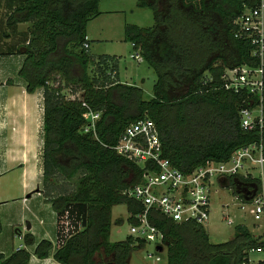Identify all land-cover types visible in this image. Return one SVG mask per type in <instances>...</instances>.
Returning a JSON list of instances; mask_svg holds the SVG:
<instances>
[{
  "label": "trees",
  "instance_id": "16d2710c",
  "mask_svg": "<svg viewBox=\"0 0 264 264\" xmlns=\"http://www.w3.org/2000/svg\"><path fill=\"white\" fill-rule=\"evenodd\" d=\"M100 1L0 0L10 10L6 24L12 32L18 24L29 25L15 36L20 46L0 54L22 55L18 79L27 93L42 92L40 192L56 224L55 246L26 233L24 248L0 253V264H28L27 248L34 245L37 258L51 256L60 264H128L130 252L146 243L130 236L110 242L111 209L125 205L129 224H135L142 206L125 193L143 169L113 148L139 120L155 124L162 157L184 174L207 162L225 163L252 144L262 145L264 157V130L241 128L240 112L254 107L255 95L228 90L224 80L226 71L257 66L251 40L237 37L235 24L255 0H137L138 8L151 11L153 26L124 25L123 38L155 74L149 100L140 88L110 80L118 70L114 57L95 58L84 48L87 25L101 14ZM52 73L74 85L70 92L79 98L66 99L60 87H51ZM88 111L99 119L85 133ZM261 185L241 175L225 184L242 201ZM148 221L163 235L166 264H248L247 253L262 245L241 225L231 241L214 245L195 223L176 224L157 211L149 212Z\"/></svg>",
  "mask_w": 264,
  "mask_h": 264
},
{
  "label": "built area",
  "instance_id": "2783aa9c",
  "mask_svg": "<svg viewBox=\"0 0 264 264\" xmlns=\"http://www.w3.org/2000/svg\"><path fill=\"white\" fill-rule=\"evenodd\" d=\"M255 2V7L244 9L235 24L237 37L251 40V56L257 59V66H242L226 71L224 76L226 89L235 93L246 90L256 97L254 107L240 112L241 128L245 131L264 130V0ZM84 48L88 49V44H84ZM134 58L141 60L139 56ZM83 117L88 123L86 133L88 129L94 128L99 114L88 111ZM113 151L143 169L140 181L125 193L142 206V211L133 218L135 224L131 225L130 237L143 240L146 244L155 243L156 247L162 248L163 235L148 221L150 211H157L176 224L191 222L204 229L209 222L212 193L225 189L221 181L236 175L248 177L252 173L247 170L259 167L261 172L257 179L262 183L261 190L247 194V200L243 201L251 205L249 214L255 221V227L262 229V233L255 237L260 239L262 245L247 253L248 264L250 252L264 253V157L261 144L236 150L225 163L207 162L191 173L184 174L162 157L155 124L149 119H142L125 128ZM225 220L228 225L233 224L228 215ZM155 260L159 261L160 258L156 257ZM260 262L264 264V259L253 264Z\"/></svg>",
  "mask_w": 264,
  "mask_h": 264
},
{
  "label": "rangeland",
  "instance_id": "374dc122",
  "mask_svg": "<svg viewBox=\"0 0 264 264\" xmlns=\"http://www.w3.org/2000/svg\"><path fill=\"white\" fill-rule=\"evenodd\" d=\"M98 9L101 14L90 21L86 28V38L89 41L87 53L95 58L104 55L115 57L117 60L114 59V61L118 62L117 75L112 74L110 80L112 81L118 77L121 84L140 88L143 92L144 100L151 99L152 87L156 80L155 74L142 60L134 58L135 56H139L138 52H134L131 44L124 42L123 38L124 25H135L140 28L152 27L153 19L151 11L138 8L137 0H101ZM9 14H11L10 10L5 9L3 3H0V42L1 40H5L6 37H3L5 34L9 35L10 38H14L12 28H9L6 24ZM28 26V24H19L17 28L18 31L23 33L22 31H26ZM6 61L10 60H1L0 68H2V65ZM11 61L16 64L15 58H12ZM110 63L109 67L115 65L114 62ZM5 68L10 70L12 67ZM20 68L21 65L16 72L17 77ZM8 78L14 79L11 75ZM49 85L51 87H60L62 95L66 99H71L72 97L79 98L78 94L72 95L70 92L74 88V85L65 82L63 77L58 73H52L49 76ZM248 171L252 173L250 175L251 178L257 179L261 169L256 167L246 172ZM262 172L264 177V164ZM245 175L249 174L246 173ZM221 184L225 186L226 181H221ZM224 188L220 192H213L211 196V213L209 222L204 228L209 242L218 245L231 241L234 236V229L239 225L246 227L254 237L260 235L262 229L255 227V221L249 214L251 205L235 197L229 186H225ZM240 207H244L245 209L241 210ZM52 212L51 207L46 206L42 198L37 196L32 197L26 205V209H23L20 203L5 206L0 213L3 229L0 241H3L2 247L5 248V252H11L13 247L17 248L19 245H23V241L18 236V231H22L25 223H35V217L37 220H42L46 229L51 230L50 232L54 234L52 241L55 246L56 233ZM23 215L26 218L21 227H18L15 224V220H19ZM226 215L233 222L232 225L227 224L225 220ZM128 216L125 205L112 207L110 242L124 241L130 236L131 225L127 220ZM11 223L13 225H9ZM149 255L151 257H148ZM156 257H159L160 260L156 261ZM259 259H264V253L250 252V264L255 263ZM128 264H166V249L163 247L161 252H157L155 243H147L144 247L130 252Z\"/></svg>",
  "mask_w": 264,
  "mask_h": 264
},
{
  "label": "crops",
  "instance_id": "0c3cea01",
  "mask_svg": "<svg viewBox=\"0 0 264 264\" xmlns=\"http://www.w3.org/2000/svg\"><path fill=\"white\" fill-rule=\"evenodd\" d=\"M17 26L16 32H13L14 38H10L8 35V38L1 40L0 53H5L6 48L8 49L12 45L20 46L15 38L17 34L21 33ZM12 58L16 59V64L12 63ZM1 60L10 61H6L0 68V213L8 204L20 203L21 207L26 209V205L32 197L42 198L40 192L42 176L40 157L43 118L42 92L27 93L24 84L16 76V72L22 64L23 56L18 53L0 54V62ZM5 67L12 68L7 70ZM9 75L13 76L14 79L8 78ZM7 81H11V84H8ZM43 203L51 207L44 201ZM52 215L53 223H55L54 212ZM0 218L2 219V216ZM25 218L24 215L21 216L19 220H15V224L21 227ZM34 219L35 223H25L22 231H18L19 238L22 240L23 235L30 233L34 236L36 243L41 240H48L53 244L52 237L54 234L50 232L51 230L46 229L42 220H37L36 217ZM9 225H13V223ZM28 227L29 229H27ZM54 227L56 233V224ZM2 243L3 241H0V253L4 256L24 248V245H19L17 248L13 247L11 252H5ZM34 246L27 248V251L30 252L28 264H60L51 256L43 259L37 258L33 254Z\"/></svg>",
  "mask_w": 264,
  "mask_h": 264
},
{
  "label": "water",
  "instance_id": "95a60500",
  "mask_svg": "<svg viewBox=\"0 0 264 264\" xmlns=\"http://www.w3.org/2000/svg\"><path fill=\"white\" fill-rule=\"evenodd\" d=\"M27 229H29V227H28ZM162 249H163V248H162L161 246L156 247V251H157V252H161Z\"/></svg>",
  "mask_w": 264,
  "mask_h": 264
}]
</instances>
